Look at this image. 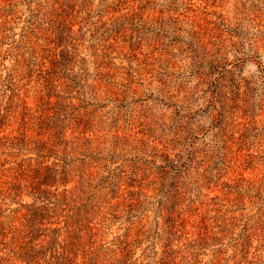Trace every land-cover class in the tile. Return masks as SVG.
Masks as SVG:
<instances>
[{"label":"rangeland","instance_id":"obj_1","mask_svg":"<svg viewBox=\"0 0 264 264\" xmlns=\"http://www.w3.org/2000/svg\"><path fill=\"white\" fill-rule=\"evenodd\" d=\"M0 264H264V0H0Z\"/></svg>","mask_w":264,"mask_h":264}]
</instances>
